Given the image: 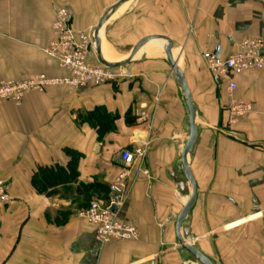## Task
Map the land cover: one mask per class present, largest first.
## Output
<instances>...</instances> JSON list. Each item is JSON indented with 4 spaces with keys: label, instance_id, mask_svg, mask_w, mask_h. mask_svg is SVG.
Returning <instances> with one entry per match:
<instances>
[{
    "label": "crops",
    "instance_id": "obj_1",
    "mask_svg": "<svg viewBox=\"0 0 264 264\" xmlns=\"http://www.w3.org/2000/svg\"><path fill=\"white\" fill-rule=\"evenodd\" d=\"M120 2L0 0V81L68 74L44 51L63 6L73 12L76 30L94 32L109 14L99 42L103 54L117 57L114 63L146 36L168 38L197 110L198 138L188 155L197 199L182 229L216 264H264V68L233 74L237 88L230 93L229 80L211 73L203 57L217 46L229 55L247 38L264 40V0H128L113 10ZM164 43L149 40L137 49L139 57L123 66L130 78L51 85L27 93L20 104L0 103V178L11 197L0 203V264H199L177 237V219L192 192L182 165L190 124ZM91 59L98 62L94 49ZM232 100L252 105L236 123ZM143 103L151 125L137 121ZM98 108L115 116L104 135L84 115ZM139 143L149 176L139 172L116 208L139 238L102 243L78 212L94 199L113 197L109 184L122 169L120 153ZM71 151L81 154L78 181L58 186L53 196L38 192L32 183L37 168L66 167Z\"/></svg>",
    "mask_w": 264,
    "mask_h": 264
},
{
    "label": "built area",
    "instance_id": "obj_2",
    "mask_svg": "<svg viewBox=\"0 0 264 264\" xmlns=\"http://www.w3.org/2000/svg\"><path fill=\"white\" fill-rule=\"evenodd\" d=\"M73 12L68 7H61L56 12L53 23L54 39L44 51L55 58L61 68L68 71L64 76H48L35 74L18 80L0 81V103L12 101L20 104L24 96L32 91L45 92L51 85H69L74 87L85 85H101L107 82L119 81L133 76L131 72L124 71L123 67L108 68L91 59L92 49L95 50L93 34L91 31L76 30L72 26ZM264 40L261 38H247L239 43L236 51L225 55L221 46L203 53L207 68L217 76L228 79V91L234 92L237 88L233 74H242L248 70L264 68V56L261 49ZM158 101V98H156ZM252 109L250 103L234 101L230 103V120L238 122L248 115ZM139 124L151 125L152 117L143 103L137 112ZM143 145V144H142ZM123 163L122 169L115 179L109 184V193L113 196L109 201L94 199L90 204L81 209L78 215L96 227L97 238L102 243L112 239L129 240L138 239L139 231L133 224L119 219L117 210H112V205L119 206L128 195L132 185L136 182L139 172L148 176V171L143 169L146 150L144 147L123 149L120 153ZM137 167L138 171L133 169ZM118 196V200L114 199ZM11 199L9 184L0 178V203Z\"/></svg>",
    "mask_w": 264,
    "mask_h": 264
},
{
    "label": "water",
    "instance_id": "obj_3",
    "mask_svg": "<svg viewBox=\"0 0 264 264\" xmlns=\"http://www.w3.org/2000/svg\"><path fill=\"white\" fill-rule=\"evenodd\" d=\"M126 1H128V0H121V2L113 8V10H116L119 5L125 3ZM108 19H109V14H106L103 17V19L101 20L98 27L94 30V34H93L95 52L97 54L98 61L108 68L116 69V68H120V67L126 66L129 63H131L133 56H134L135 52L137 51V49L142 44H144L145 42H147L149 40H164V39L167 40V43L166 44L164 43V50L166 53L167 60L170 64V66L172 67L173 74L176 77L178 83L181 85V88L185 94L186 104H187V108H188V112H189V124H190L189 137H188V140L186 142V145H185V148H184L183 154H182V165H183V169L185 171L187 178L191 182L192 192H191L189 200L185 204L183 210L181 211V213L179 214L178 219H177V228L176 229H177L178 242H179V245L184 250H186L187 252H189L191 254V256L195 259V261H197V263H199V264H216L205 253H203L197 246L193 245L190 242V240H189L190 230L187 228L182 229L183 222L186 219L189 212L191 211V209H192V207L195 204V201L197 199V183H196L194 174H193V172L190 168L189 162H188V155L190 153H192L195 149L197 138H198V125L196 122V119H197L196 106L194 104L186 76H185L183 70L179 67L178 60L175 59V57H174L173 44L168 38H164L162 36H154V35L146 36V37L142 38L141 40H139L133 46L129 57L126 60H124L122 62H117V63H110L104 58L102 50H101V45L99 42V31L104 26V24L108 21ZM137 146L139 148L143 147L142 143H139ZM183 187H184V183L181 182L179 188L183 189ZM114 199L117 201L118 196H114ZM116 208H117V205L113 204L112 210H116Z\"/></svg>",
    "mask_w": 264,
    "mask_h": 264
},
{
    "label": "trees",
    "instance_id": "obj_4",
    "mask_svg": "<svg viewBox=\"0 0 264 264\" xmlns=\"http://www.w3.org/2000/svg\"><path fill=\"white\" fill-rule=\"evenodd\" d=\"M84 115L103 135L114 128L111 122L115 119V116H112L104 108L89 111ZM80 157V153L71 151V160L66 167L58 164L39 166L32 178V183L37 191L45 193L47 196H53L58 193V186L77 182L79 178L78 163Z\"/></svg>",
    "mask_w": 264,
    "mask_h": 264
},
{
    "label": "bare ground",
    "instance_id": "obj_5",
    "mask_svg": "<svg viewBox=\"0 0 264 264\" xmlns=\"http://www.w3.org/2000/svg\"><path fill=\"white\" fill-rule=\"evenodd\" d=\"M156 43L157 42H155L154 41V43H152V44H150L149 46H148V52L150 53V52H152L154 49H155V46H156ZM146 49V48H145ZM105 52V56L108 58V59H111V60H117V57L116 56H114L113 54H111L110 52H108V51H104ZM143 52L141 51V54H142ZM175 53V52H174ZM145 54V53H144ZM139 53H136L134 56H133V59H136V58H138L139 57ZM174 57H175V54H174ZM121 58V57H120ZM175 59H177V58H175ZM187 196V195H186ZM186 202V201H185Z\"/></svg>",
    "mask_w": 264,
    "mask_h": 264
},
{
    "label": "rangeland",
    "instance_id": "obj_6",
    "mask_svg": "<svg viewBox=\"0 0 264 264\" xmlns=\"http://www.w3.org/2000/svg\"><path fill=\"white\" fill-rule=\"evenodd\" d=\"M180 53L178 52V55H179ZM104 55V54H103ZM104 57H105V59L108 61V62H110V63H114L115 61H117V60H111V59H108L105 55H104ZM180 58H178L177 60H179ZM11 200V199H10ZM9 200V201H10ZM8 201V202H9ZM3 203H6V202H3Z\"/></svg>",
    "mask_w": 264,
    "mask_h": 264
}]
</instances>
